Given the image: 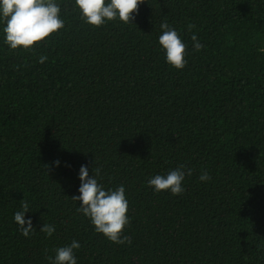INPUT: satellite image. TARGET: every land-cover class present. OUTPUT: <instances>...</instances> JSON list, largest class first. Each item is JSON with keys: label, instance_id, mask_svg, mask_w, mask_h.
<instances>
[{"label": "trees", "instance_id": "obj_1", "mask_svg": "<svg viewBox=\"0 0 264 264\" xmlns=\"http://www.w3.org/2000/svg\"><path fill=\"white\" fill-rule=\"evenodd\" d=\"M54 3L65 26L31 51L10 50L0 21V264H51L73 240L77 264H264V0H144L133 23L101 26ZM165 21L183 69L159 45ZM81 165L124 186L131 244L77 211ZM179 165L182 194L148 185Z\"/></svg>", "mask_w": 264, "mask_h": 264}, {"label": "clouds", "instance_id": "obj_2", "mask_svg": "<svg viewBox=\"0 0 264 264\" xmlns=\"http://www.w3.org/2000/svg\"><path fill=\"white\" fill-rule=\"evenodd\" d=\"M142 3L144 0H107V2L106 0H75L81 19L92 26H101L117 19L125 24L133 23L135 14L139 12V5ZM60 11V6L54 3V0H0V21H3L5 25L4 43L10 50H33L34 45L46 42V38L64 28V21L59 15ZM160 27L162 34L159 36V45L165 50L166 61L176 69H183L187 64L185 59L187 45L166 21L161 23ZM194 27L195 25L189 24V31ZM191 38L194 42V50L200 51L203 45L195 34ZM46 60L47 56L39 57L41 63ZM59 163V160L55 161L57 166ZM185 167V165H179L166 175L157 174L147 183L157 193L169 191L172 195H180L185 191L183 187ZM99 171L98 168L95 169L97 176ZM191 174L192 169H188L187 175L191 176ZM199 179L207 181L211 177L205 171ZM79 180V195L72 196L73 200L79 201L80 207L77 211L88 217L95 231L102 233L110 241L131 244V238L124 235L123 231L130 223L126 215L128 201L124 186L120 185L115 190H105L96 176L89 177L87 165H81ZM21 208V211L14 213V221L20 226L21 233L28 237L34 228L32 220L25 219V213L29 211L28 202L21 200ZM40 231L50 237L55 231V226L44 224ZM79 247V242L73 240L70 245L58 247L55 250V257H48V259L51 264H77L74 249Z\"/></svg>", "mask_w": 264, "mask_h": 264}]
</instances>
